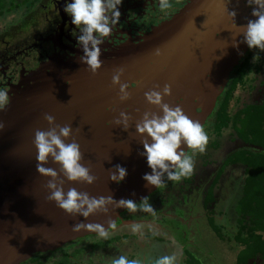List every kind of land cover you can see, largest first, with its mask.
Instances as JSON below:
<instances>
[{"label": "water", "instance_id": "obj_1", "mask_svg": "<svg viewBox=\"0 0 264 264\" xmlns=\"http://www.w3.org/2000/svg\"><path fill=\"white\" fill-rule=\"evenodd\" d=\"M232 4L233 3L230 2L226 4V0H189V2L180 11L175 13L170 20L161 22L145 35L146 41L151 39V43H155V46L158 45L157 49L162 50H160L161 54L156 57L157 61L152 60V64H147V67L143 69L145 74L144 77L146 76L147 79L150 77L152 80L156 81L157 84L155 86L158 85L160 87L162 78L171 74L172 94L169 97L170 102L168 104L171 107H175L176 104L179 105L189 118L199 121L202 125L211 113L216 96L223 88L228 73L238 63L247 49V44L243 39L240 40L235 37L238 32H242L241 29L237 28L238 26L236 27L235 24H230L231 22L235 23L234 21L238 19V17L235 16L233 21L228 14V12L231 11H235L236 13ZM253 7L255 6L253 5ZM253 7L250 8V11L244 13L246 22L255 19V17L251 15ZM214 16L217 18L214 19ZM218 18L219 20H217ZM175 19L180 21V32L178 34H174L172 29L173 25H177V21L170 26H166ZM226 20H230V22L224 23L225 29H218L220 23L222 25ZM43 23V21H40V25ZM181 23L183 24L182 26ZM40 25L34 30L37 31ZM195 26L196 28H200V58H202V60L206 58V56L211 58L218 53L217 62H224L222 58H224L227 48L231 51V54L221 68H210L216 63L207 66L200 64V68L197 64L199 71L195 76L193 73H195L194 70L197 68L192 67V63H189L192 60L189 59V62H186L189 79L187 82L180 83L179 77L177 74L173 75V71H170L168 65L174 63L172 59L176 56V51H181L183 47H195V45L187 43L185 37L186 33ZM162 27H167L165 35H162L160 31H158ZM214 30L219 31L218 36L213 35ZM160 35H162L164 39H161L159 42ZM234 43L237 45L236 47H233ZM216 47H220L218 51ZM207 48H209V53L205 52ZM201 49L203 52H201ZM191 52L194 53V51ZM163 54L168 55V58H161ZM154 62H157V65L154 64ZM160 63L163 64L158 66ZM173 68H175V66H173ZM156 69L158 70L155 71ZM198 77L200 78V85L197 82L199 81ZM222 78L223 81H221ZM162 84L165 85V83ZM192 85L196 87L197 91H200V98L196 105L195 103H191L192 98L189 96V87H193ZM177 87H181L179 91L180 95H177ZM47 88L48 87L44 90H40L41 92L39 91V93L48 94ZM140 91L147 92L148 89L144 85ZM197 97L198 94L196 93L193 98ZM179 98L183 99H180L179 103H175ZM166 99L167 97L163 100L164 103H166ZM142 101L146 104H141ZM116 102L128 106L137 104L139 106L138 113L140 117L145 112H152L155 110L160 112L159 108L148 104L145 98L134 102L125 101L121 103L119 100ZM42 104L52 107L53 101L46 97L37 100V106L40 107ZM76 104L77 105L74 106V111L68 113V122L73 123V121L77 119L78 123H83L82 125H85L87 122H90L89 125H92V129L86 128L88 131H83L81 134H79L80 132L78 133L77 142L80 144L81 152L84 156L81 163L85 166L90 165L91 172L97 179L92 185H87L84 183L67 181V179L60 174L59 179L64 180V191L67 192L70 187H75L78 191L88 192L90 196L99 197L112 195L113 199L117 201L121 198L126 199L128 197L127 193L134 189L141 193L150 191L148 189L149 186L145 187L143 185L146 184V182L140 179L145 172L143 163L146 158H141L138 163L134 161L136 152L131 148L134 140V133L126 137L114 133L117 131L120 133L121 127L119 126H114L115 129L111 132L106 129L102 131L95 125L96 118H92L89 115L87 102L85 100H79ZM197 105L200 106V111L196 114L194 106ZM33 107L34 103L20 108L17 113L5 118V120H0L5 124V128L0 130V135H5V133L9 131L16 130L24 123L28 122L36 114L34 113L35 109ZM71 110L73 109L71 108ZM160 114L162 115V113ZM109 117L114 116L112 115ZM44 126L45 124L40 129L44 130ZM92 130L94 131L90 133ZM13 150L14 154L11 160H8ZM33 152L34 153H30V155L22 154L18 147L14 149L11 147L6 156L4 154L0 155V264H20L35 253L54 250L76 238L96 234L95 232L73 231L74 224L79 221H84L85 223H103L105 227L108 228L106 222L108 220L115 221L116 217L119 216L118 210L120 208H115L114 206H110L108 213H97L89 216L86 220L80 216L72 217L59 209L54 201H49L47 199L50 193L45 185L50 177H44L37 173V161L32 163L33 159L36 160L35 148ZM128 154H130V156H127ZM17 156L19 157L17 158ZM137 158L138 157H136V160ZM28 160H30V162H28ZM117 164L125 167L128 173L126 178L119 184L109 180V170L113 169ZM45 167H52L59 172V166L53 164L51 159ZM138 175H140V177ZM129 198L132 197L129 196ZM132 199L134 201L136 200L134 198ZM123 222L128 224L137 223V221L134 220H124Z\"/></svg>", "mask_w": 264, "mask_h": 264}, {"label": "flooded vegetation", "instance_id": "obj_2", "mask_svg": "<svg viewBox=\"0 0 264 264\" xmlns=\"http://www.w3.org/2000/svg\"><path fill=\"white\" fill-rule=\"evenodd\" d=\"M69 2L71 0H36L30 13H25L19 21H15L17 16L14 18L12 16L9 23L4 21L7 24L0 25V89H7L11 97L10 103L5 109L0 110V120H5V118L17 113L20 108L33 103L34 113H36L21 127L9 131L5 135H0V155L6 156L11 147L13 149L18 147L22 154H33L35 130L40 129L44 124L45 131L49 127L43 119L44 114L54 116L56 124L71 125L75 139L78 141L79 132L81 134L93 127L89 125L90 122L82 125L83 123H78L77 119L73 123L68 122L67 116L70 111H74V106L78 104H76L77 101L85 100L89 115L96 118L95 125L102 131L106 129L111 132L115 129L114 126L116 125L110 122L117 119L121 111H127L132 116L127 131H123L121 128L120 133L118 131L114 133L123 137L134 133L132 142L136 152L134 161L138 163L141 158L145 157L138 154L139 149L143 151V146L140 143L142 137L135 134V124L143 115L139 116L137 104H132L131 108V106L116 102L119 100V85L113 86L111 84L112 75L116 69L122 67L124 74L121 76V83L130 85L128 91L131 98L127 101L134 102L143 99L144 92L140 90L148 80L146 76L144 77L143 69L147 67V64H152L150 57L158 47V45L155 46V43H151V39L146 41L145 35L161 22L170 20L189 0H170L172 6L165 11L160 10L159 0H122V4L119 6L121 12L119 23L113 28L112 35L106 37L104 44L101 45L102 55L100 59L103 61V65L95 75L87 71V66L79 61V57L83 55L82 48L77 43V36L80 34L79 29L71 24L70 17L64 11L66 3ZM40 21L44 23L40 25ZM39 25L40 28L37 31L34 30ZM233 69L229 72L223 88L216 96L213 109L216 107L219 96L226 88ZM197 82L200 85V78ZM192 86L189 87V96L192 98L191 103L196 105L200 98V91H197L194 85ZM46 87H48V94L39 93ZM196 93L198 97L193 98ZM44 97L53 101L52 107L45 104L40 107L36 105L37 100ZM180 99L183 98H179L175 103H179ZM194 111L197 114L200 111V106H194ZM152 113L161 115V111L155 110ZM112 115L114 117H109ZM133 117L137 118L133 119ZM209 117L210 114L206 120ZM68 142H71V139L66 141V143ZM136 145H139V149H136ZM184 150L187 155H191V149L185 146ZM13 154L14 150L8 160H11ZM136 157H138L137 160ZM35 161L33 159L32 163ZM143 166L144 174H150L151 169L148 168L146 159ZM198 170L194 169L193 182L197 180L200 174V167ZM138 176L140 177V175ZM140 179L143 180L142 177ZM164 180L165 187H167L170 181L167 180L166 176ZM193 182L190 185H193ZM143 185L145 186V184ZM197 185L195 190L199 191L200 183L197 182ZM182 187H184V183ZM148 189L150 191L147 193H141L136 189L129 191L126 199L134 198L136 199L135 202L139 204L142 197L148 196L150 198L152 195L159 194L157 192L160 188L149 186ZM191 191L193 190L190 188L188 194ZM132 193L135 195L133 196ZM162 194L166 198L169 196L166 189ZM166 198L160 197L162 202H166L161 205V209L158 211L160 213L170 206ZM197 203V207L200 206V196L197 198ZM138 213L139 211L130 213L126 209L120 208L118 210L119 216L114 222L116 226H120L125 219Z\"/></svg>", "mask_w": 264, "mask_h": 264}, {"label": "clouds", "instance_id": "obj_3", "mask_svg": "<svg viewBox=\"0 0 264 264\" xmlns=\"http://www.w3.org/2000/svg\"><path fill=\"white\" fill-rule=\"evenodd\" d=\"M122 0H71L64 7L65 13L70 17L71 24L79 29L77 43L82 48L83 55L79 61L86 65V70L91 74H97L101 69L103 61L101 45L105 38L112 35L113 28L119 23L121 12L119 6ZM247 4L253 7L251 15L254 20H248L246 25L236 27L242 29L243 41L249 49H258L264 52V0H247ZM170 0H159V8L165 11L171 7ZM233 19L235 11L228 12ZM235 24V23H234ZM238 34V35H240ZM237 45L234 43L233 47ZM157 49L155 55L159 56ZM124 69L118 68L112 75L111 84L119 85L118 98L121 103L129 100L131 94L128 91L130 85L121 83ZM155 86L153 90L144 93L145 101L160 109L162 115L145 112L142 118L136 122V134L142 137L140 143L143 151L138 153L146 158V164L151 169L150 174L145 173L142 179L146 182L145 187H165V176L167 180L180 182L183 178L190 177L194 172V156L196 153L203 154L209 143V136L199 121L192 120L177 105L171 107L163 102V97L170 96L172 89L170 84H165L162 90ZM10 95L7 89H0V110H4L10 103ZM43 119L48 124V129H36L33 144L36 149V171L44 177H50L45 187L50 195L49 201H54L56 206L66 214L85 220L97 213H108L110 206L126 209L130 213L143 211L156 216V209L149 202V197L141 198V203L133 199L121 198L118 201L108 196H90L88 192L78 191L70 187L64 191V180L59 179L60 174L67 181L79 182L87 185L95 183L97 177L92 174L91 166H85L81 152V146L76 141L73 128L69 124L61 126L55 123V117L44 114ZM132 116L127 111H121L119 117L111 124L119 126L127 131ZM5 128L0 121V130ZM71 139V142L66 143ZM183 146V147H182ZM192 150V155L185 153L184 147ZM59 166V172L52 167H45L49 160ZM127 169L117 164L109 170V180L117 184L121 183L127 176ZM134 196L135 193H132ZM108 228L116 229V223L112 220L106 222ZM144 224L132 223L129 228L133 234L143 235ZM103 223L79 221L73 226V231L95 232L99 238L108 239L111 235ZM177 256L163 255L154 261V264H176ZM111 264H141L138 259H129L125 255L114 258Z\"/></svg>", "mask_w": 264, "mask_h": 264}, {"label": "rangeland", "instance_id": "obj_4", "mask_svg": "<svg viewBox=\"0 0 264 264\" xmlns=\"http://www.w3.org/2000/svg\"><path fill=\"white\" fill-rule=\"evenodd\" d=\"M229 2H235L237 5L236 8L234 5L236 16L238 17V19L234 21L235 25L238 27L246 25L247 22L244 13L250 11V8L253 6H249L247 0H226V4H229ZM12 16L14 18L13 13L12 15H5L3 19L9 23ZM213 18L215 19L217 17L214 16ZM226 22L229 23L230 20H226L222 25L220 23L218 29L224 30V23ZM1 24L2 21L0 18V25ZM230 24L234 23L231 22ZM213 35L218 36L219 31L214 30ZM159 39H164V37L160 36ZM248 50L253 51L251 62L257 64V58L262 52L258 49H249L247 46L246 51ZM175 55H178L177 51ZM199 55L200 48L197 49V53L195 54L193 52H186L185 62H189V56L194 57ZM173 69L178 72L176 67ZM175 71L172 72L173 75L177 74ZM253 77H255V72H249L246 84L237 89L234 97L230 101L229 112L232 113L235 108L240 105L241 100L251 99V90L256 84ZM221 81H223V78ZM176 89L178 92L177 95H180L179 91L181 87H177ZM136 118L137 117H133V119ZM212 122L213 117H210L205 121V125L203 124L209 136V143L203 154H195L194 169L198 170L200 167V174L197 180L193 182V185H184V187H182L184 179L186 178H183L180 182L170 181L167 187L159 189L157 192V194L159 193L158 195H152L149 198V202L153 205L154 209H156L155 217L149 213L139 211L138 214H135L136 219H125L144 224L145 227L143 228L142 236L131 232L129 225L132 223L128 224L123 222L120 226H116L115 230L109 229L111 235L108 239H111L112 242L106 243L103 247H94L91 250L81 248L82 245L88 242L93 241L100 243L107 240L99 238L96 234L93 235V237L87 235L76 238L61 247L44 253L56 256L69 250L71 259L70 264H111L112 259L118 258L120 255H125L129 259H138L141 261V264H154V261L163 255L175 254L177 256L176 264H181L183 258L182 250L185 246L196 254L202 264H234L236 249L233 248L234 243L231 238L236 235L241 228V224L238 223V219L240 218L238 199L242 195L239 168L233 167L227 170L224 169L225 173L219 178L215 190L216 199H214V204L208 208L209 212L212 213V210L214 212V224L216 223L224 235L230 240L223 242L211 231L207 223V217L209 215L204 211L202 198L204 188L214 177L216 171L221 167L223 159L229 152L241 147V144L240 141H235L233 139L234 135L232 129L229 127L222 130L221 136L216 140L219 146L217 149H214L211 145V141L215 139L212 131ZM197 182L200 183L199 191L195 190L196 186H198ZM189 187L193 190L190 194H188L190 191ZM164 189L169 192L168 198L162 194ZM199 196L200 206L197 207V198ZM160 197L168 199L170 205L168 208L163 209L161 214L158 211L161 209V205H164L166 202H162ZM162 214L165 215L163 220L167 221V223L159 221V219L162 218ZM148 215L150 218H153L149 220H146V218L141 219V217H146ZM124 234L127 236H122ZM149 235L160 237L163 242L153 241ZM116 236H121V238L114 240Z\"/></svg>", "mask_w": 264, "mask_h": 264}, {"label": "trees", "instance_id": "obj_5", "mask_svg": "<svg viewBox=\"0 0 264 264\" xmlns=\"http://www.w3.org/2000/svg\"><path fill=\"white\" fill-rule=\"evenodd\" d=\"M36 0H0V18L2 24L5 15L17 16L15 21H19L25 13H30ZM251 50L239 59L234 66L228 84L222 94L216 107L211 111L210 117H213L212 131L215 139L211 141L214 149L219 144L216 141L225 128H231L233 139L240 141L241 147L229 152L223 159L221 167L216 171L214 177L204 188L202 204L204 211L208 213L207 223L211 231L221 241L230 240L220 230V227L213 220L212 213L208 211L209 206L214 204L215 190L222 176L224 169L239 168L242 195L238 199L240 218L238 223L241 228L231 239L236 250L234 264H264V52L259 54L257 64L251 62ZM255 72V85L253 87L251 99H243L240 105L231 113L229 104L239 87H243L248 78L249 72ZM258 97V98H257ZM209 117V118H210ZM208 118V119H209ZM205 125V123H204ZM194 173L184 179V185L192 184ZM161 214V213H160ZM148 217V218H147ZM149 220L153 217H141ZM165 215L159 221L163 220ZM127 219H136L132 215ZM93 237V235H90ZM126 237L127 235H122ZM153 241H162V238L155 235H149ZM88 238V237H87ZM121 236L114 237L119 239ZM113 240V239H112ZM111 239L104 242H88L81 248L88 250L94 247H103L106 243H111ZM163 242V241H162ZM155 243V242H153ZM183 258L181 264H202L200 259L190 249L183 247ZM70 251L67 250L60 255H47L44 252L35 253L26 261L20 264H70ZM152 264V263H150Z\"/></svg>", "mask_w": 264, "mask_h": 264}, {"label": "bare ground", "instance_id": "obj_6", "mask_svg": "<svg viewBox=\"0 0 264 264\" xmlns=\"http://www.w3.org/2000/svg\"><path fill=\"white\" fill-rule=\"evenodd\" d=\"M234 4H235V8H236V3L235 2H233V4H232V7H234ZM253 17V16H252ZM178 19H175L174 21H172V22H170L169 24H167L166 26H170V25H172L173 23H175L176 21H177ZM217 20H219V18L217 19ZM177 23V25H173L172 26V29H173V33L174 34H178L179 32H180V21H177L176 22ZM183 24L181 23V26H182ZM213 26V25H212ZM167 30V27H162L161 29H159L158 31H160V33L162 34V35H165V31ZM241 32H238L237 34H236V38H239L240 40H242L243 39V35L242 34H240ZM238 34H240V35H238ZM156 35V34H155ZM162 35H160V36H162ZM185 37H186V42L187 43H190V44H192V45H195V47H192V48H190V47H183L182 48V50L181 51H179L178 50V55H176V56H174V58L172 59V61L174 62V63H171L170 65H168V68L170 69V71L172 72V71H175L174 69H173V66H175L176 67V69L178 70V72L177 71H175L176 73H177V76L179 77V82L180 83H184V82H187L188 81V79H189V76H188V74H187V67H186V62H185V53L188 51V52H190V51H194V54L195 53H197V49L198 48H200V28H196V26L192 29V30H190L189 32H187L186 33V35H185ZM184 37V38H185ZM155 38V37H154ZM210 39V38H209ZM221 47V46H220ZM220 47H216V49H217V51H218V49L220 48ZM229 48H231V47H229ZM228 48H227V50H226V52H225V56H224V58H222L223 60H224V62H226L227 60H228V57H229V55L231 54V51H229V53H228ZM201 52H203V50L201 49ZM205 52H207V53H209L210 51H209V48H207L206 50H205ZM156 57H157V55H155V51H154V53L151 55V57H150V59L151 60H154V61H157L156 60ZM161 58H168V55H166V54H163L162 55V57ZM160 58V59H161ZM189 59L190 60H192L191 62H189V63H192V67H195V68H197V64H198V66H199V68H200V64H204V65H209V64H214V63H216L213 67H210L211 69H215L216 67H219V68H221L223 65H224V62L223 61H219V62H217V60H218V53H216L215 55H213L211 58H209L208 56H206V58H204L203 60H202V58H200V55L199 56H194V57H190L189 56ZM154 64H156L157 65V62H154ZM163 63H160L158 66H160V65H162ZM194 68V69H195ZM199 68H197L196 70H194V72L195 73H193L194 74V76L196 75V74H198V71H199ZM159 69V68H158ZM158 69H156L155 71H157ZM171 81H172V78H171V74H168L165 78H162V81H161V86L159 87V89H157V90H162L163 89V84L162 83H167V84H169L170 83V85H171ZM157 83H156V81H154V80H152L150 77L148 78V80L146 81V83H145V86H146V88L148 89V91H150V90H153L154 89V87H155V85H156ZM172 87V86H171ZM147 91V92H148ZM145 93V92H144ZM167 97V99H166V103L168 104L169 102H170V99H169V97L170 96H165V97H163V100L165 99ZM144 99V98H143ZM141 104H143V105H145L146 103L144 102L143 103V101H142V103ZM135 134H136V132H135ZM134 146L135 145H132L131 146V148L134 150ZM139 146V145H138ZM137 145H136V149H139V147H138ZM138 151V150H137ZM140 152H142V150H140L139 149V153ZM131 172H133V171H131ZM133 174V173H132ZM132 174H130V175H132Z\"/></svg>", "mask_w": 264, "mask_h": 264}, {"label": "crops", "instance_id": "obj_7", "mask_svg": "<svg viewBox=\"0 0 264 264\" xmlns=\"http://www.w3.org/2000/svg\"><path fill=\"white\" fill-rule=\"evenodd\" d=\"M239 250V249H238ZM238 250H236V251H238ZM236 256V255H235Z\"/></svg>", "mask_w": 264, "mask_h": 264}]
</instances>
